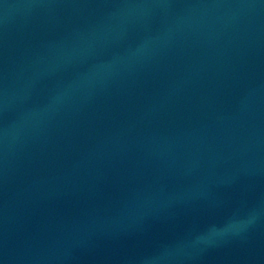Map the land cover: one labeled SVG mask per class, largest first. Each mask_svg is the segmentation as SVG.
I'll use <instances>...</instances> for the list:
<instances>
[{"label": "water", "instance_id": "water-1", "mask_svg": "<svg viewBox=\"0 0 264 264\" xmlns=\"http://www.w3.org/2000/svg\"><path fill=\"white\" fill-rule=\"evenodd\" d=\"M0 264H264V0H0Z\"/></svg>", "mask_w": 264, "mask_h": 264}]
</instances>
